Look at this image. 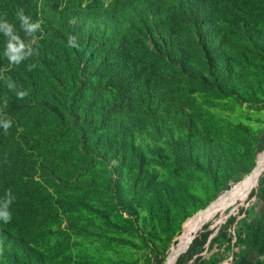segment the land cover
I'll return each mask as SVG.
<instances>
[{"label":"rangeland","instance_id":"1","mask_svg":"<svg viewBox=\"0 0 264 264\" xmlns=\"http://www.w3.org/2000/svg\"><path fill=\"white\" fill-rule=\"evenodd\" d=\"M66 1H58L60 8ZM91 1L102 0H73L67 5L74 8ZM193 1L165 2L164 16L150 25V49L142 45L122 59L134 60L143 68L141 76L153 81L164 71L174 79L158 85L157 96L149 99L151 109L131 121L120 144L90 152L89 145L77 140L73 148L72 135L66 136L73 148L66 171L55 170L43 161L53 148L37 149L38 138L47 136L45 125L24 119L0 101V118L18 122L7 134L0 128V143L19 137L17 130L24 124L28 135L22 140L34 148L33 157H16L13 183L2 175L9 163L0 161V199L8 189L21 195L11 205V222H0V236L20 232L27 241L24 201L27 190H37L44 210L37 218L46 237L36 242L47 252L49 264H171L187 244L197 214L208 216L201 228L207 224L215 235L221 228L244 227L247 208H260L264 152L258 155L257 146L264 131V0H200L205 10L201 34L187 20L186 4ZM4 2L0 0V11L6 8ZM48 7L53 11L49 2ZM50 17L57 23L60 14ZM113 44L116 48L122 42ZM27 65L26 60L20 71L24 81L31 82L37 71H28ZM38 73L40 78L45 75ZM23 100L33 107L30 99ZM76 100L69 98V110ZM37 109L46 112L42 105ZM72 126L73 122L68 128ZM53 173L58 179L62 175V187H56L62 195L54 205L43 189L54 190ZM59 243L60 251L55 248Z\"/></svg>","mask_w":264,"mask_h":264},{"label":"trees","instance_id":"2","mask_svg":"<svg viewBox=\"0 0 264 264\" xmlns=\"http://www.w3.org/2000/svg\"><path fill=\"white\" fill-rule=\"evenodd\" d=\"M3 1L6 8L0 11V17L6 16L16 26L17 31L20 28V21L16 13L20 8H23L25 14L33 21L41 22V30L36 33L38 41L35 47L38 52L27 60L28 65H37L35 68L37 73L30 76L31 82L24 81L20 71L22 63L18 66L9 65L7 59L3 58L1 52L4 50L6 37L0 34V76L11 78L16 83L17 90H28L29 95L25 99H30L33 107L28 108V104L23 99H18L15 92L7 88L4 79H0V101L4 102V98L7 97L8 105L13 106L12 109L17 110V113L23 114L24 119H34L40 126L45 125L43 131L47 136L38 138L37 149L39 152H44L47 147L53 148V152L43 157V161L55 170L64 167L66 171L67 160L75 147L76 140L78 143L89 145L90 152L93 150L101 152L113 147V143L120 144L124 141L125 134L130 131L131 121L151 109L149 99L157 96L158 85H163V81L168 84L167 79H174V75L168 77L164 71L153 81L147 75L141 76L143 68L137 67L134 60L129 59L124 62L122 59L133 55L132 49L139 50L142 45L149 50L152 42L148 36L150 33L153 34L150 25L160 21L164 16L165 2H181V0H111L110 2L102 0L99 4L92 1L86 4L78 3L74 8H69L67 5L68 1L73 0H67L61 8L58 5L59 0H53L54 2L23 0L21 4L13 0ZM199 1L186 4L187 20L192 23L196 34H201L205 27L202 23L205 10L198 4ZM48 2L53 5V11L49 9ZM55 13L60 14L57 23L50 19ZM20 35L23 37L24 33L21 31ZM70 35L77 37L79 48L67 46ZM132 35L133 39H131ZM139 36H142V39L137 41L135 37ZM119 40L122 42L121 46L114 48L113 43ZM173 69L177 70L175 67ZM71 70L74 72L73 76ZM39 71L45 72L42 78L39 76ZM38 83L42 84L39 86ZM72 83L75 87L71 88ZM77 84L79 86L76 90ZM172 89L171 85L170 90ZM166 93L167 89H165ZM70 97H75L77 100L69 110L67 101ZM39 105H42L46 112L38 110ZM102 116L104 118L101 119ZM11 120L17 129L18 122L14 117ZM71 122L73 126L69 129ZM99 122L102 123V128ZM63 126L69 130L62 132ZM22 127L17 130L19 137L14 135L13 140L3 138L0 143V161L9 163V167L7 166L9 170L6 167L2 174L8 183H13L15 179L13 164L17 163L16 157L19 154L23 157L34 156V148L26 146L22 140L26 132L28 135V128L26 130L24 124ZM71 135L74 141L73 148H69L68 142L65 141V137ZM1 136L0 131V138ZM119 150H123L122 147ZM263 152L264 131L259 137L257 146L258 155ZM61 176L60 174L58 179L53 173L56 183L53 186L54 190L43 187L53 199L51 202L53 205L62 195L57 190L62 187ZM30 185L27 180V187ZM37 192V190L31 192L27 190V200L24 201L27 204V218L22 219L24 221L22 224L27 226V241L20 232L2 234L0 264H49L50 258L47 252L36 242L37 237H46L42 232L43 224L41 225L37 218L42 209L40 193ZM69 192L73 195L75 193ZM73 195L70 194L72 197ZM15 197L18 200L21 195ZM14 215L15 213L13 217ZM207 217L205 213L200 215L189 240ZM212 233L214 232L208 230V225L205 224L197 232L187 251L179 255L176 264H207L212 243L219 241L224 244L234 237L231 229L225 231L221 228L209 240ZM207 243L209 248L206 254H203ZM61 247L60 243L59 247L55 246L58 251ZM215 253L211 254L215 255ZM174 263L175 259L171 264Z\"/></svg>","mask_w":264,"mask_h":264},{"label":"clouds","instance_id":"3","mask_svg":"<svg viewBox=\"0 0 264 264\" xmlns=\"http://www.w3.org/2000/svg\"><path fill=\"white\" fill-rule=\"evenodd\" d=\"M20 21V28L17 31L16 26L10 22L6 16L0 17V34L6 37V43L3 51V56L7 59L9 65H20L38 52L35 47L38 41L36 33L41 30V22L33 21L29 15L25 14L23 8H20L16 13ZM24 33L22 37L20 32ZM67 46L69 48H79L78 39L75 35L68 37ZM37 67L36 64L27 65L28 71H33ZM0 79L5 80V84L10 91H14L18 99H23L29 95L28 90H17L16 83L11 78L0 76ZM8 105L7 97L4 98V107ZM13 121L10 118H0V128H3L5 134L12 127ZM16 197L12 190H6L4 197L0 199V222L8 224L13 218L11 205L15 202Z\"/></svg>","mask_w":264,"mask_h":264},{"label":"crops","instance_id":"4","mask_svg":"<svg viewBox=\"0 0 264 264\" xmlns=\"http://www.w3.org/2000/svg\"><path fill=\"white\" fill-rule=\"evenodd\" d=\"M247 209L245 226L231 230L234 237L230 242L212 243L207 264H262L264 261V193L260 208ZM248 224L249 226L246 227ZM213 236L214 234H211L209 240ZM206 245L203 254H206L209 248V244ZM214 252H216L215 255H212Z\"/></svg>","mask_w":264,"mask_h":264},{"label":"water","instance_id":"5","mask_svg":"<svg viewBox=\"0 0 264 264\" xmlns=\"http://www.w3.org/2000/svg\"><path fill=\"white\" fill-rule=\"evenodd\" d=\"M203 224V222L199 225V227L197 228V230L194 232V234L192 235V237L190 238V240L188 241V243L181 249L179 250V253L176 255L175 261L178 259L179 255L185 251H187V249L189 248L190 244L193 242V239L195 237V235L197 234V232L200 230L201 225ZM178 248H181V245L178 246Z\"/></svg>","mask_w":264,"mask_h":264},{"label":"bare ground","instance_id":"6","mask_svg":"<svg viewBox=\"0 0 264 264\" xmlns=\"http://www.w3.org/2000/svg\"><path fill=\"white\" fill-rule=\"evenodd\" d=\"M200 215H201V213L197 214V216H196V217L198 218V217H200ZM194 223H196V222L194 221Z\"/></svg>","mask_w":264,"mask_h":264}]
</instances>
